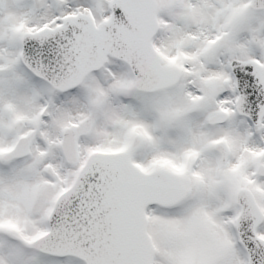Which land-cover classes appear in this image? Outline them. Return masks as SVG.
I'll use <instances>...</instances> for the list:
<instances>
[{
  "label": "snow or ice",
  "instance_id": "obj_1",
  "mask_svg": "<svg viewBox=\"0 0 264 264\" xmlns=\"http://www.w3.org/2000/svg\"><path fill=\"white\" fill-rule=\"evenodd\" d=\"M0 264H264V0H0Z\"/></svg>",
  "mask_w": 264,
  "mask_h": 264
}]
</instances>
